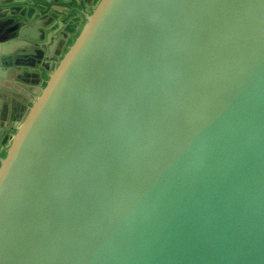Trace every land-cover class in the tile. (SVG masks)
I'll return each mask as SVG.
<instances>
[{
	"label": "water",
	"instance_id": "obj_1",
	"mask_svg": "<svg viewBox=\"0 0 264 264\" xmlns=\"http://www.w3.org/2000/svg\"><path fill=\"white\" fill-rule=\"evenodd\" d=\"M24 1L0 0V105L26 108L0 125V264H264V0H29L14 24Z\"/></svg>",
	"mask_w": 264,
	"mask_h": 264
},
{
	"label": "crops",
	"instance_id": "obj_2",
	"mask_svg": "<svg viewBox=\"0 0 264 264\" xmlns=\"http://www.w3.org/2000/svg\"><path fill=\"white\" fill-rule=\"evenodd\" d=\"M95 1L96 0H91L92 3H94ZM85 2H86V0H83L81 3L84 4ZM23 3L25 5L24 4L21 5V8L19 10L16 11V10L12 9V11H14V12L11 13L12 15L11 14L10 15H11V19L13 21H15V22L16 21H21L22 19H25V20L26 19H31L32 20L34 18V16H35V14L33 12H31L29 14V11H28L29 9H34L35 7H29V5H31V3L28 0L24 1ZM15 7H17V6H15ZM10 8H13V6L11 5ZM24 8H26V10H24ZM62 18L63 17L60 18V15H59V16L55 17V19H53V21H55V22L56 21H60V20H62ZM53 25H55V24L53 23V24L49 25V27H52ZM52 28H56V27L53 26ZM73 29H69L67 31V32H70L69 33L70 34L69 35L70 38H68V39L66 38V42L63 45L59 44L58 39H60L61 37H59V35H57L56 38H55L56 41L55 42L50 41L48 43V46L43 49L44 51H49L51 53V55L49 57L50 59H52L53 56L59 57V56H61L64 53V51L69 46L70 42L74 39V30ZM57 31H59V30H57ZM51 32H54V31H51ZM44 36H45L44 40H46V35H44ZM33 69H34V72L29 74V78H27V75L23 76V79L28 81V84H26L27 86H24L25 87V93H26V95H31V96L33 95L34 89H36V87L41 86L42 82L45 79V77L43 76V71L45 69H44V67H42L41 64H39V63L36 64V67H33ZM20 85H22V84L19 83V86ZM14 101H16V100H14ZM1 141L2 140H0V150L2 149L1 148V146H2L1 145Z\"/></svg>",
	"mask_w": 264,
	"mask_h": 264
},
{
	"label": "rangeland",
	"instance_id": "obj_3",
	"mask_svg": "<svg viewBox=\"0 0 264 264\" xmlns=\"http://www.w3.org/2000/svg\"><path fill=\"white\" fill-rule=\"evenodd\" d=\"M29 1V0H28ZM43 3V2H41ZM24 3H17L14 4L13 6V10H19L21 8V5H23ZM25 5V4H24ZM43 5V4H42ZM17 6V7H15ZM35 6V5H34ZM32 5H29V7H34ZM24 10H26V8H24ZM29 14L31 12H33V9H29ZM59 16V15H58ZM57 16H54V18ZM62 16H60L61 18ZM35 18V16H34ZM33 18V19H34ZM32 19V20H33ZM80 20L75 19V23L77 24ZM20 23V21H14V24ZM71 27V28H70ZM70 27H65L66 30L68 31L69 29H73V26ZM74 40V39H73ZM73 40L70 42L69 45H71V43L73 42ZM68 48V47H67ZM27 78H29V76H27ZM10 98H5V103L0 105V125L3 126V124L6 122L7 124H10L12 121H20L21 118H23V116L25 115L26 112V108L24 106L23 103H20L16 100V102L14 100H8ZM9 104L11 105V110H9ZM13 131V130H12ZM12 131L10 132V134H13ZM6 138V137H5ZM1 154H5L6 152V148H7V140L4 139V135L1 136Z\"/></svg>",
	"mask_w": 264,
	"mask_h": 264
}]
</instances>
